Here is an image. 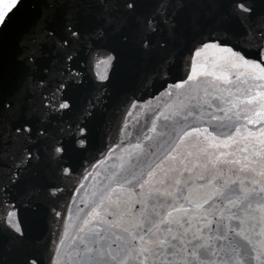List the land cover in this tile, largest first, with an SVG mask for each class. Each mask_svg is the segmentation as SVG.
I'll return each mask as SVG.
<instances>
[{
	"label": "snow or ice",
	"instance_id": "6c2138e0",
	"mask_svg": "<svg viewBox=\"0 0 264 264\" xmlns=\"http://www.w3.org/2000/svg\"><path fill=\"white\" fill-rule=\"evenodd\" d=\"M0 264H264V0H3Z\"/></svg>",
	"mask_w": 264,
	"mask_h": 264
},
{
	"label": "water",
	"instance_id": "95a60500",
	"mask_svg": "<svg viewBox=\"0 0 264 264\" xmlns=\"http://www.w3.org/2000/svg\"><path fill=\"white\" fill-rule=\"evenodd\" d=\"M3 6V0H0V7ZM93 73L96 75V76H103L107 73L108 69L105 65L103 64H97L93 69H92ZM143 114H144V108H140V109H136V110H133V113H132V116L130 117V120H129V123L132 124V123H135V120L137 117H140L142 118L143 117ZM76 219H77V216L75 213H73L70 217V220H71V224H75L76 222ZM71 224H70V227H71Z\"/></svg>",
	"mask_w": 264,
	"mask_h": 264
}]
</instances>
